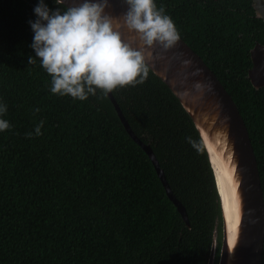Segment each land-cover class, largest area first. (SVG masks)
<instances>
[{
    "label": "trees",
    "instance_id": "trees-1",
    "mask_svg": "<svg viewBox=\"0 0 264 264\" xmlns=\"http://www.w3.org/2000/svg\"><path fill=\"white\" fill-rule=\"evenodd\" d=\"M155 2L235 101L264 193V87L248 76L251 50L264 45V21L253 1ZM37 3L0 0V98L11 125L0 132V264H209L215 233L218 264L221 200L204 143L179 99L150 68L142 85L112 92L135 135L151 146L190 225L109 94L83 102L52 94L39 61L27 63L35 55L29 21Z\"/></svg>",
    "mask_w": 264,
    "mask_h": 264
},
{
    "label": "water",
    "instance_id": "water-1",
    "mask_svg": "<svg viewBox=\"0 0 264 264\" xmlns=\"http://www.w3.org/2000/svg\"><path fill=\"white\" fill-rule=\"evenodd\" d=\"M259 19L264 21V0H252ZM77 0H66L71 6ZM106 9L120 17L126 11L123 0H110ZM125 40L132 35L121 29ZM149 68L179 99L193 120L206 148L215 175L223 213V239L218 264H261L264 252V193L258 162L245 121L231 95L204 60L183 40L164 51L159 45L152 49ZM252 68L249 78L256 89L264 87V45L251 50ZM199 84V87L197 85ZM109 97L128 134L148 154L168 197L174 202L187 225L186 210L173 194L163 169L150 145L139 139L131 129L114 96ZM217 167L230 187V201L237 225L231 232L222 191L216 180ZM232 238V244H230ZM217 234L214 235L209 264H215Z\"/></svg>",
    "mask_w": 264,
    "mask_h": 264
},
{
    "label": "clouds",
    "instance_id": "clouds-1",
    "mask_svg": "<svg viewBox=\"0 0 264 264\" xmlns=\"http://www.w3.org/2000/svg\"><path fill=\"white\" fill-rule=\"evenodd\" d=\"M53 3L58 7L50 9L45 0H38L33 8L36 19L29 26L35 55L27 63L38 60L51 78L50 92L73 101L142 85L149 75L152 49L159 45L167 51L180 39L174 21L155 0H123L127 7L120 17L106 11L110 0H77L71 6H66V0ZM121 29L132 38L123 39ZM6 113L7 105L0 98V132L11 127ZM43 125V120L35 125L36 136L42 134Z\"/></svg>",
    "mask_w": 264,
    "mask_h": 264
},
{
    "label": "bare ground",
    "instance_id": "bare-ground-1",
    "mask_svg": "<svg viewBox=\"0 0 264 264\" xmlns=\"http://www.w3.org/2000/svg\"><path fill=\"white\" fill-rule=\"evenodd\" d=\"M221 170L217 167L216 170V180L218 181V186L220 187L222 191V198L224 202V207L227 210V221H228V227L229 230L232 232L235 231L236 225H237V220H236V213L234 211V206L232 207L231 201H230V187L226 185V181L224 179V175L220 173ZM232 238H230V244H232Z\"/></svg>",
    "mask_w": 264,
    "mask_h": 264
},
{
    "label": "rangeland",
    "instance_id": "rangeland-1",
    "mask_svg": "<svg viewBox=\"0 0 264 264\" xmlns=\"http://www.w3.org/2000/svg\"><path fill=\"white\" fill-rule=\"evenodd\" d=\"M221 245H222V241H221ZM221 250V249H220ZM216 255H217V252H216ZM219 255H220V253H219ZM216 258V257H215ZM219 258H220V256H219ZM217 259V258H216ZM216 259H215V261H216ZM218 262H219V260H218Z\"/></svg>",
    "mask_w": 264,
    "mask_h": 264
}]
</instances>
